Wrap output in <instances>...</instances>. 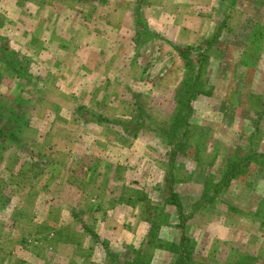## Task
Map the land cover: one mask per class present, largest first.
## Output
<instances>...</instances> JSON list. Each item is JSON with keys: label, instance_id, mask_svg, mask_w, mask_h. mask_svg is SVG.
I'll return each instance as SVG.
<instances>
[{"label": "rangeland", "instance_id": "1", "mask_svg": "<svg viewBox=\"0 0 264 264\" xmlns=\"http://www.w3.org/2000/svg\"><path fill=\"white\" fill-rule=\"evenodd\" d=\"M215 2L0 0V264H264V0Z\"/></svg>", "mask_w": 264, "mask_h": 264}, {"label": "crops", "instance_id": "2", "mask_svg": "<svg viewBox=\"0 0 264 264\" xmlns=\"http://www.w3.org/2000/svg\"><path fill=\"white\" fill-rule=\"evenodd\" d=\"M226 1H227V0H216V2L214 3L212 9L215 8V7H218V6H220V5L222 6V3H225ZM236 5H237V4H236ZM249 6H251V5H249ZM234 12H237V11L234 10ZM234 12H233V13H234ZM222 23H223V20L221 21L220 24H222ZM185 27H188V25L185 24ZM251 31H252V30H251ZM159 33H160V32H159ZM249 36H250V34H249ZM206 38H207V37H205V39H204L205 41H206ZM210 38H211V37H210ZM254 40H256L255 37H254V38L252 37V41H254ZM172 44H174V43H172ZM204 45H205V44H204ZM247 45H248L249 47H252L250 44H247ZM201 47H202V45H199V48H201ZM207 47L210 48L208 44H207L206 48H207ZM203 49H204V48H203ZM246 49H247V46H246ZM249 49H250V48H249ZM250 50H251V49H250ZM204 51H205V49H204ZM204 51H203V53L200 55L201 58H202V60H200L201 62H204V61H205V53H204ZM206 61H208V59H207Z\"/></svg>", "mask_w": 264, "mask_h": 264}, {"label": "trees", "instance_id": "3", "mask_svg": "<svg viewBox=\"0 0 264 264\" xmlns=\"http://www.w3.org/2000/svg\"><path fill=\"white\" fill-rule=\"evenodd\" d=\"M181 53H182L183 55H186L187 50L181 51Z\"/></svg>", "mask_w": 264, "mask_h": 264}]
</instances>
